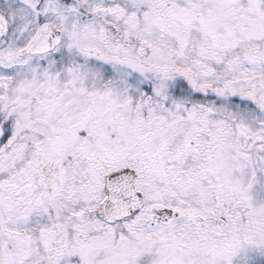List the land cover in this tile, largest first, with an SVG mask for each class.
Listing matches in <instances>:
<instances>
[{
    "label": "snow or ice",
    "instance_id": "snow-or-ice-1",
    "mask_svg": "<svg viewBox=\"0 0 264 264\" xmlns=\"http://www.w3.org/2000/svg\"><path fill=\"white\" fill-rule=\"evenodd\" d=\"M0 264H264V0H0Z\"/></svg>",
    "mask_w": 264,
    "mask_h": 264
}]
</instances>
